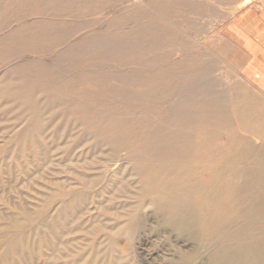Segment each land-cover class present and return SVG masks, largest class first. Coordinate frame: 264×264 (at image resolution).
<instances>
[{
	"label": "bare ground",
	"instance_id": "bare-ground-1",
	"mask_svg": "<svg viewBox=\"0 0 264 264\" xmlns=\"http://www.w3.org/2000/svg\"><path fill=\"white\" fill-rule=\"evenodd\" d=\"M195 1L98 0L93 1L87 11L78 13L80 15L78 19L101 30L93 34L87 33L79 39L75 38L72 43L65 45L63 50L77 46V53L83 58L84 65L80 67L83 71L88 70L91 64H95L90 63L96 59L95 56L100 60V57L104 56L105 66L101 68L105 72L104 86H107V95L112 106L107 113L113 118L111 121L94 117L93 115L98 112L94 104L83 102L76 103L73 107L76 112L88 118L73 122L71 125L65 123L61 127H55L53 122L41 120L40 117L62 105L52 103L54 97L45 98L40 104L31 103L35 96L48 92V89L39 82L33 87L19 91L15 85L17 82L21 83L24 77L20 75L13 77L4 74V71L0 72V108L6 110L8 105L16 101L31 103L29 105L25 103V108L11 119L16 122L27 119L25 117L31 119L30 123L18 132L17 140L25 143L27 137L33 139V141L27 140L28 145L22 146L21 149L29 150L34 157L36 156L37 172L48 170V167L49 171L61 167L77 178L80 186L78 190L64 191L57 188L60 187V181L56 180L55 184L50 182L55 190L49 198L48 205L45 206L50 207L51 211L45 215L25 217L20 222L12 220V214L7 215L11 216V220L10 224L4 225V229L21 228L12 233L6 230L0 233V264H33L32 262L39 260L48 262L46 264H135L134 259L129 256L134 253L129 238L134 231L145 226L142 219L145 213H149L158 219L162 226L170 229L177 240L198 244L194 251H188L187 246L181 244L177 246L178 256L184 264H194L200 259L208 264H264V110L259 106L260 104H257V100L254 101V94H246L243 83L229 85L228 81L225 83L213 77L211 84V80H200L201 76H199L196 81L203 89L200 95L191 94L182 100L179 99L176 104H170L168 109L172 112L166 113L167 116L161 121L152 114L156 109L155 99L148 95L152 94L153 88L159 85L155 86L156 80L151 77L150 72L148 74L147 66L152 65L153 59L149 33L151 30H158L154 23L155 15L158 9L163 12V9L174 5L193 8ZM91 2V0H50L45 2V6L52 8L58 6L66 10L70 6H84ZM250 2L251 0H240L236 2L237 8L232 6L230 8L232 11L240 10L247 7ZM190 12L191 9L185 11L187 14ZM230 15L232 12H225L220 17L228 19ZM103 16L104 20H102ZM50 17L42 11L31 17L17 16L8 22L7 27L11 32L16 33L21 28L51 24L52 21H56L54 17L62 18ZM71 17V15L66 16V18ZM2 22L0 18V24ZM141 25L143 28L140 27ZM162 27L167 28L165 25ZM92 35L96 38L93 39ZM202 39V37L198 38L196 43L202 45ZM202 69H206L203 64L199 67V70ZM170 83L171 80L165 78L166 88ZM213 84L215 86H212ZM216 87L217 94L208 95L209 91L215 90ZM158 91L159 89L156 93ZM72 103L65 105L72 106ZM102 114H106L105 111L100 112L99 116H103ZM232 123L248 132L250 139L261 140V146L233 145L229 150L217 145L216 139L220 135L229 136L230 133L226 128ZM92 128H97V131L90 132ZM137 128H140L143 134L140 140H133L135 144L132 145L133 142H130ZM55 137H60L63 143L55 144L53 140L56 139ZM229 139H232L231 136ZM39 141H45L47 144L45 143L43 147ZM57 144L62 148L60 156L52 154L54 149L59 148ZM95 149L101 154H104L103 150L108 151L105 153V159L97 162L93 155L88 157ZM203 158H208L210 166L218 164L216 168L218 170L232 171V183L236 185L230 193L231 206L234 207L223 208L226 212L221 216L225 219L217 220L214 224H200L199 216L206 213V209L204 210L200 204L194 206L190 203V199L202 192L206 186L198 182L188 183L190 179L185 178L195 170L190 168L192 159ZM95 163H99V166L91 169L96 172L92 173L90 178H84L82 171L87 170V167L90 169ZM149 169L157 173V176L146 174ZM27 173L24 175L29 180L31 177ZM162 175L166 180L159 184L158 178ZM224 177L225 174L220 175L210 185L215 187L214 185L220 183ZM66 182L67 180L64 181ZM100 182H103L102 188L96 192L93 186ZM138 185L146 186L139 188ZM10 188L11 186L8 189ZM110 188L126 190L130 196L127 198L129 201L120 203L112 213L109 212L112 218L104 223L101 222L103 217L100 221L97 219V214L92 212L99 208L97 203L96 206L93 203L92 197L95 193L106 195ZM209 203L215 204L214 195ZM43 207L38 213L43 212ZM24 209L28 211L27 206ZM4 218L6 220L7 217ZM43 228H48L50 233L48 236H44L40 231ZM94 230L102 232L101 240L96 237V233H93ZM82 232L93 233L87 247L80 242L82 239H79V236ZM32 234H38L36 243L33 240L28 241V237ZM118 238L125 239V248L117 247ZM85 248H87L86 252H84Z\"/></svg>",
	"mask_w": 264,
	"mask_h": 264
},
{
	"label": "rangeland",
	"instance_id": "rangeland-1",
	"mask_svg": "<svg viewBox=\"0 0 264 264\" xmlns=\"http://www.w3.org/2000/svg\"><path fill=\"white\" fill-rule=\"evenodd\" d=\"M47 1L50 0H0V18L3 20L2 24H0V72L4 71V74H10L13 77H17L18 75L24 77L21 83L17 82L15 85V88L18 87L17 89L19 91H23L26 87H33L39 82L43 84L45 86L44 88L48 89V92L37 97L35 96L36 98L34 97L31 100V103L34 105L40 104L45 98L49 99L54 97L52 103H59L62 106H58L53 112H49L50 114H42L43 116L40 118L41 120L53 122L55 127H61V125L65 123L71 125L73 122L88 118V116L85 117V115L80 112H76V109L73 107L76 103L81 104L83 102L94 104L96 111H98L96 113L97 115H93L94 117L104 118L106 121L113 120V118L107 114L112 106L109 103L107 86H104L105 79L103 74L105 72L104 69H102L105 66L103 63L104 56L100 57L101 60L95 56L96 59L90 61V63L95 64H91L90 67L87 68L88 70L83 71L80 70V67L83 64V58L77 53V46H72L68 48V50H63L65 45L72 40L74 41L75 38L79 39V37L86 36L87 33L93 34L101 30L100 28L97 29V26L78 19L80 16L78 14L79 12L87 11V8L92 5L93 1L98 0H91V3H87L84 6L78 5L79 7L85 8L82 10L75 5L70 6L69 9L66 10L63 7L58 6H56V8L46 7L45 2ZM147 1L152 2L153 0ZM239 1L240 0H196L193 3V8L185 5V8L183 5H174L170 8L163 9V12L160 9L157 10L158 12L157 15H155L156 19L154 23L158 30H151L149 33V44L153 56L152 65L147 67L149 68L148 74L151 73V77L156 80L155 86L159 85V87H154L155 89L153 88L152 94L147 95L150 98L155 99L156 109L152 114L155 115L158 121L165 119L167 116L166 113L169 114L172 112L168 109L170 104H176L179 99L182 100L188 95H200L203 92V89L200 88V84L196 81L199 76H201V78H199L200 80H211V84L213 83V77H216L225 83L228 81L227 84L229 85L243 83V86L246 89L245 93L250 95L254 94V101L257 100V104H260L259 106L264 110V102H262L264 101V95L258 92V90L248 83V81L241 75L246 60H244L240 42H238L233 35L235 29L233 23L238 16L248 8L264 9V0H251V2L247 4V7L232 11L230 7L237 8L236 2ZM188 9H191V12L187 14L185 11H188ZM40 11L48 17L58 16L62 18L52 17L56 21H52L51 24L45 23L36 25L34 28H21L18 29L16 33L11 32L9 27H7L8 22L17 16L21 18L24 16L31 17L36 13L39 14ZM225 12H232V15H230L228 19H223L220 15ZM103 13H105V11H103ZM76 14L78 16H76ZM69 15L73 18H66V16ZM102 20H104V16ZM162 25L167 26V28L162 27ZM140 27L143 28L142 25ZM201 37L203 38V44L198 45L196 40L198 41V38ZM95 38L96 36H93V39ZM182 56H184V58H182ZM24 58L26 59L23 60ZM201 64L205 66V70H199ZM52 65H54V67H52ZM54 69H59L60 71H53ZM86 71L88 74H85L87 73ZM59 72H61V74ZM51 73L54 74L52 75ZM205 73H208V75ZM165 78L171 80V83L167 88L164 86ZM215 85L213 84L212 86ZM158 89L159 91L156 93V90ZM217 89V87L215 90L211 89L212 92L209 91L208 95H216ZM86 92H88V94L90 93V95L88 96V94H85ZM71 102H73L72 106L65 105ZM25 103L26 102L16 101L15 103L13 102V104L8 105L6 110L0 108V192H3L0 194V211L2 209L4 210V212L3 210L2 213L0 212V227L3 225V227L0 228V233L3 230L12 233L21 228L4 229V225L10 224L11 216L12 220L20 222V220L25 217L32 218L38 214L45 215V213L51 211V208L48 206L46 207L45 204L48 205L49 198L53 194V190H55L51 183L55 184L56 180L57 182L60 181V187H57L60 190L63 189L64 191H68L69 189V191H73L80 188L79 180L68 174L66 170H62L63 168L61 167L55 168V170L50 169V171L48 167V170L37 172L36 156L34 157L33 153L29 150L21 149L22 146H25L26 144L28 145L27 140L33 141L30 137L29 139L28 137L26 138L25 143H23L22 140H17L18 132L27 123H30L31 119L25 117L27 119H22L16 122L11 118L16 116L22 108H25ZM31 103L27 102L26 104L29 105ZM19 105L21 108H19ZM102 111H105L106 114L99 116ZM228 115L230 116L229 113ZM95 131H97V128L90 129V132L92 133ZM226 131L230 133L229 136H231L232 139L230 140L228 135H220L216 139V144L220 147H226L229 149V147L233 145H240L241 147L244 145L249 147L261 146V140L259 141V139H255L254 141L253 139H250L249 133L245 132L241 126L237 124L232 123L226 128ZM134 134L135 136L130 143H132L133 140H140V136L143 133L140 128H137L134 131ZM55 138L56 139H53L55 144L57 142L60 144L63 143V140L60 139V137ZM53 140L52 142H54ZM39 143L42 144L43 147L45 146V143L47 144L45 141H39ZM60 144H57L59 148H56V150L54 149L52 154H57L58 156L62 155ZM133 144L135 143L133 142L132 145ZM97 151L99 150L95 149L94 152L91 151L88 157L93 155L96 161L100 162L105 159V153H108V151L103 150L104 154ZM192 160L193 162H191L190 168L195 169V173L192 172L185 178L190 179L188 180V183L198 182L206 187L202 192L194 195L190 199V203L194 206L200 204L204 210L206 209V213H202V215L199 216L200 224H214L217 220L225 219L221 216L226 212L223 208H230L232 205L230 202V193L236 186L232 183L233 179H231L233 173L228 170L216 169L218 168V164L210 166V164H208V158ZM95 165H92L90 169L99 166V163H95ZM86 169L87 170L82 171L84 178H90L91 175H93L92 173L96 172V170H90L88 167ZM153 172L154 171L149 169L146 171V174H155L157 176V173ZM24 173H27L31 179H26ZM224 174L225 177L220 180V183H216L214 185L215 187L210 185L213 184L220 175ZM66 180L67 182L64 183ZM165 180L166 177L164 175L158 178L159 184H162ZM102 184L103 182H100L93 186V188L96 189V192L102 188ZM8 185L11 186L12 190L11 188L8 189ZM63 186H66V188H63ZM138 186L140 188L142 186L145 187L146 185ZM6 189L8 190L7 192ZM112 189L113 191H110ZM125 192L126 190L120 191L117 188H110L106 195L103 193H95V196L92 197V201L95 203V206L97 203L99 208L92 212L97 214V219L101 221V218L103 217L101 222L105 223L110 221L112 218L110 213L118 208L120 203L129 201L127 198L130 194L126 192V195ZM213 192L216 194H213ZM213 195L215 198V204L209 203L213 198ZM5 198H7V200ZM26 206L28 207V211L27 209H24ZM42 207L43 212L38 213ZM9 214L12 215L8 217L7 215ZM5 216L7 217L6 220L4 218ZM142 219L144 220L145 226L137 229L138 231H134L129 238L130 247L134 252L129 256L134 259L135 264H184V261L178 256L177 246H180V244L181 246H187L186 248L188 251H194L198 247L196 242L177 240L175 234L170 229L162 226L159 220L152 217L149 213L143 214ZM32 220L34 221V219ZM149 222H151V224ZM40 231H42L44 236L50 234L48 228L40 229ZM93 233H96V237L100 238V240L102 239L101 236L103 234L101 231L96 232L94 230ZM92 234L89 232H82L80 234L79 239H82V241H80L82 245H85L86 247L89 245L88 243H90L89 241L92 239ZM37 239L38 234H32L28 237L29 242H32L33 240V242L36 243ZM124 240L125 239L123 238H118L116 240L119 249L125 248L126 241ZM86 250L87 248H85L84 252H86ZM13 259L15 260L16 258ZM32 263L46 264L48 262L44 263L39 260L38 262L35 261ZM199 263L208 264L201 259L194 264Z\"/></svg>",
	"mask_w": 264,
	"mask_h": 264
},
{
	"label": "crops",
	"instance_id": "crops-1",
	"mask_svg": "<svg viewBox=\"0 0 264 264\" xmlns=\"http://www.w3.org/2000/svg\"><path fill=\"white\" fill-rule=\"evenodd\" d=\"M233 24L246 60L241 75L264 95V9L248 8Z\"/></svg>",
	"mask_w": 264,
	"mask_h": 264
}]
</instances>
